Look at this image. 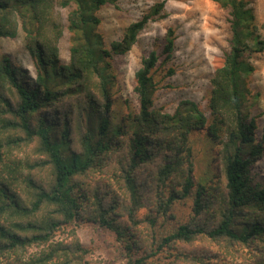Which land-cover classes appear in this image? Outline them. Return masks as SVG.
<instances>
[{"label": "trees", "instance_id": "obj_1", "mask_svg": "<svg viewBox=\"0 0 264 264\" xmlns=\"http://www.w3.org/2000/svg\"><path fill=\"white\" fill-rule=\"evenodd\" d=\"M117 1L0 0V37H15L20 26L34 66L32 78L7 55H0V132L16 134L0 140V264H19L11 257L13 252L48 242L59 227L84 218L94 227L116 234L131 264H147L149 256L166 249L176 258L188 256L208 264L211 248L203 241L225 238L247 244L252 239H264V185L252 183L251 175V165L262 156L264 143L255 135L253 120L246 116V91L237 83L241 70H251L243 61L249 49L247 40L254 41L250 47L253 51L264 49V37L253 30L251 7L244 0H213L228 12L230 36L223 64L211 79L210 121L190 99L180 100L171 114L155 109L151 70L159 55L154 50L141 57L135 71L136 110L115 121L111 60L130 49L146 22L161 17L164 6V0L155 3L149 12L128 24L119 39L107 43L98 29L97 11ZM56 6L69 9L65 26L57 21ZM64 28L69 32V48L68 61L62 64L56 42ZM174 38V30L169 27L163 60L171 56ZM204 125L214 139L222 133L218 156L224 199L216 202L212 221H207L212 199L207 187L193 176L188 145L190 132ZM33 142L41 153L38 159L11 168L4 147ZM120 147V157L112 165L107 163L109 155ZM160 157H164L162 165L152 172L142 171L143 163ZM23 162L18 160L17 164ZM47 165L52 170L51 181L42 184L33 172L27 173L23 177L25 194L7 182L17 179L22 169ZM94 168L112 171L116 176L127 196L120 206L121 197L116 191H111L110 199L106 192L95 188L90 189V195L74 191L72 179ZM175 173L181 176L177 190L175 184H169ZM151 189H155L152 195L164 213L175 204H184L185 211L173 227L156 229L147 253L136 255L138 241L117 222L118 209H126L131 216ZM128 203L130 207L126 208ZM40 216L43 218L38 219ZM61 250L65 259L61 264H71L64 254H72V250L66 251L65 246ZM52 258L46 255L36 259L35 264H48Z\"/></svg>", "mask_w": 264, "mask_h": 264}, {"label": "rangeland", "instance_id": "obj_2", "mask_svg": "<svg viewBox=\"0 0 264 264\" xmlns=\"http://www.w3.org/2000/svg\"><path fill=\"white\" fill-rule=\"evenodd\" d=\"M162 0H118L116 4L106 3L98 11L100 17L99 31L103 34L107 43L119 39L125 27L132 21L140 18L150 11L151 7ZM253 12L254 33L264 37V0H244ZM55 16L64 26L68 8L55 7ZM162 15L156 20H148L139 31L136 41L130 49L115 55L111 62L115 73V84L112 89V106L114 120L129 111H135L138 98L133 90L135 85V71L140 65L142 56L154 50L159 55L158 61L152 68V77L155 82V90L152 91L154 107L162 112L173 113L180 100H193L197 106L209 118L213 117L208 108L211 94V79L216 68L224 61V52L228 49L229 15L227 10L221 8L213 0H164V6L160 12ZM171 27L174 30V47L171 56L164 59L163 46L166 30ZM25 32L20 26L15 37H0V55H7L17 66L27 70L28 76L34 78V66L32 58L25 44ZM48 38V33L46 34ZM254 41L247 40L248 50L245 51L243 61L251 70H241L237 83L246 91L245 113L248 119L255 124V135L264 143V49L253 51L250 49ZM60 63L68 61L69 32L62 30L56 42ZM171 70V72H170ZM207 125L198 130H193L188 135V145L191 147L193 176L207 187L206 192L212 199V206L207 216V221L215 220L216 202L224 199L223 178L220 173V160L218 151H221L222 133L218 138L208 135ZM16 135L12 131L0 132V140ZM5 157L10 162L11 168H19L30 159H38L41 155L35 142L30 144L9 145L4 147ZM123 148L110 154L108 162L115 163L120 157ZM185 156V152L180 153ZM163 158H153L142 165L143 172H152L154 167L163 163ZM24 161L17 164V161ZM252 183L258 182L264 185V152L262 156L251 165ZM114 169L113 167H108ZM107 169V168H106ZM94 168L89 172L72 179L75 183V192H84L90 195V189L95 188L107 193L110 199L111 191L127 196L122 192L116 176L112 171L101 172ZM33 172L35 179L42 184H48L52 178V170L46 167L32 170L22 169L17 179L7 182L18 192L25 194L23 177ZM179 173L172 176L169 184H175V190L180 188L181 179ZM179 181V182H178ZM151 189L146 197L139 201L138 208L131 216L119 210L117 222L127 228L135 236L137 246L136 255L146 254L151 245L152 233L164 227H173L185 211V205H171L170 210L163 212V207L152 194ZM218 198V199H217ZM126 202V201H125ZM134 204V202H133ZM130 207L128 203L126 208ZM46 210L42 214H45ZM87 217H90L89 213ZM128 215V216H127ZM155 217L154 222L151 219ZM40 216L38 219H42ZM212 224V223H210ZM87 218L74 222L70 226L59 227L48 242L36 243L21 248L11 254L14 260L21 264H35L37 259L51 255L52 261L48 264H61L65 259L62 248L71 253L64 254L71 264H131L122 250L121 243L115 239L113 232L94 227ZM209 250L208 264H264V239H252L247 244L221 238L216 241L206 242ZM150 244V245H149ZM77 246L80 248L77 249ZM1 257V255H0ZM147 264H203L188 256L176 258L169 249L155 256H149ZM215 259V260H214ZM216 262H214V261Z\"/></svg>", "mask_w": 264, "mask_h": 264}]
</instances>
